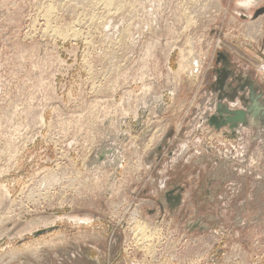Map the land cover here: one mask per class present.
Returning <instances> with one entry per match:
<instances>
[{"label": "rangeland", "instance_id": "rangeland-1", "mask_svg": "<svg viewBox=\"0 0 264 264\" xmlns=\"http://www.w3.org/2000/svg\"><path fill=\"white\" fill-rule=\"evenodd\" d=\"M107 1L0 0V264H264V0Z\"/></svg>", "mask_w": 264, "mask_h": 264}, {"label": "water", "instance_id": "water-1", "mask_svg": "<svg viewBox=\"0 0 264 264\" xmlns=\"http://www.w3.org/2000/svg\"><path fill=\"white\" fill-rule=\"evenodd\" d=\"M264 11V8L259 9L256 13L260 14ZM230 94H227L229 101H233L238 91L244 94L240 97L243 102L242 109H230L227 104L218 103L216 105V116L211 119V122L215 126L227 125L230 128H235L239 125H247L249 123H257L258 120L264 124V98L262 93L258 92L257 86L250 79H245L244 82H240L236 87L228 84ZM246 92V94H245Z\"/></svg>", "mask_w": 264, "mask_h": 264}, {"label": "crops", "instance_id": "crops-1", "mask_svg": "<svg viewBox=\"0 0 264 264\" xmlns=\"http://www.w3.org/2000/svg\"><path fill=\"white\" fill-rule=\"evenodd\" d=\"M261 8H264V4L261 6ZM240 18H241V20H244V22L245 21H250L251 23H256L260 19L261 24H262V25H260L261 28H262V34H260L259 38L257 39V45H258V49L261 50L260 57H261L262 60H264V12H261V14H259V16H256V17H255V13H254V15L252 14L250 16V15L247 14V16L244 15V17L240 16ZM250 22H248V23H250ZM230 52L232 54H235L234 51L230 50ZM230 73L233 74L234 72L231 71ZM246 73L247 72L244 71V74H246ZM243 77H245L246 79H250L251 80V78H248L247 75H243ZM255 85L257 86V84H255Z\"/></svg>", "mask_w": 264, "mask_h": 264}, {"label": "bare ground", "instance_id": "bare-ground-1", "mask_svg": "<svg viewBox=\"0 0 264 264\" xmlns=\"http://www.w3.org/2000/svg\"><path fill=\"white\" fill-rule=\"evenodd\" d=\"M93 1V0H92ZM97 1V0H96ZM106 1V3L105 4H108L109 2L107 1V0H104V2ZM110 1V0H109ZM114 1V0H113ZM112 0L110 1V2H113ZM116 1V0H115ZM116 2H119L118 0L116 1ZM114 3V2H113ZM115 4V3H114ZM117 4V3H116ZM119 5V4H118ZM105 8V7H104ZM191 63V62H190ZM189 63V64H190ZM197 63V62H196ZM193 65V64H192ZM191 65V66H192ZM188 67V66H187ZM195 67H196V64H195ZM262 67V66H261ZM191 68V67H190ZM189 68V69H190ZM260 68V67H259ZM262 69H264V68H262ZM186 70V69H185ZM196 71V70H195ZM263 71V70H262ZM186 72V71H185ZM194 76V75H193ZM149 229L147 228V227H145V226H142V227H138L137 229H136V231H135V234H134V236L135 237H137V238H139V237H142L143 238V241H146L147 240V238H149ZM151 232V231H150ZM133 236V237H134ZM150 236H152V234L150 233ZM141 241H142V239H141ZM138 242V241H137ZM149 243V242H148ZM143 247V246H142Z\"/></svg>", "mask_w": 264, "mask_h": 264}]
</instances>
